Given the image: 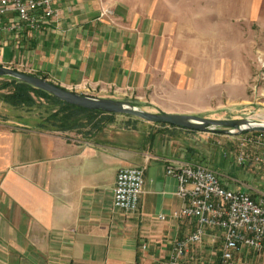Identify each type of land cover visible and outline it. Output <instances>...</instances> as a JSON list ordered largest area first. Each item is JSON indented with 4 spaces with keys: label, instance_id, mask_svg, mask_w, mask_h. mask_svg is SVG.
Returning <instances> with one entry per match:
<instances>
[{
    "label": "crops",
    "instance_id": "obj_1",
    "mask_svg": "<svg viewBox=\"0 0 264 264\" xmlns=\"http://www.w3.org/2000/svg\"><path fill=\"white\" fill-rule=\"evenodd\" d=\"M49 1L53 15L40 28L2 30L0 65L120 100L141 99L172 74L186 79L184 64L172 63L183 54L173 47L169 0ZM7 116L0 114V264H169L174 240L196 220L173 215L184 200L166 169L203 163L198 131L112 113L95 115L88 132L49 128L29 112ZM229 162L217 157L214 168ZM127 167L143 169L134 213L113 204L116 173ZM225 179L227 188L263 194ZM218 237L206 228L178 264H218L219 255L210 257ZM233 264H264V239L259 249L235 251Z\"/></svg>",
    "mask_w": 264,
    "mask_h": 264
},
{
    "label": "rangeland",
    "instance_id": "obj_2",
    "mask_svg": "<svg viewBox=\"0 0 264 264\" xmlns=\"http://www.w3.org/2000/svg\"><path fill=\"white\" fill-rule=\"evenodd\" d=\"M169 2L177 25L171 35L173 47L183 54L182 57H173L172 63L180 61L184 64L186 79L179 81L177 75L172 74L169 81L165 84L159 82L143 98L129 101L149 111L171 110L207 118L264 121V0ZM8 81L6 77H0L3 99L14 92L12 84H5ZM44 92H31L32 103L15 104L9 99L7 104L0 102V114H7L9 120L16 121L20 113L29 112L40 115L45 126L56 129L54 123L57 120L49 121L48 117L59 110L61 104ZM60 114L56 117L58 120ZM119 115L123 119L128 117ZM79 120L83 124L76 129L81 132L94 128L89 117ZM71 129L69 126L65 128ZM198 132L196 141L203 152L200 157L203 163L200 164L217 171L214 168L217 157L230 159L226 167L217 171L220 179L237 181L241 186H251L264 194V165L250 160L239 165L235 160L239 150L249 155L254 151L264 154L255 135L257 131L233 135ZM215 243L213 253H210L212 258L219 255L221 238L218 237Z\"/></svg>",
    "mask_w": 264,
    "mask_h": 264
},
{
    "label": "built area",
    "instance_id": "obj_3",
    "mask_svg": "<svg viewBox=\"0 0 264 264\" xmlns=\"http://www.w3.org/2000/svg\"><path fill=\"white\" fill-rule=\"evenodd\" d=\"M8 11L15 13L11 23L4 24ZM53 15L49 0H0V34L3 29L21 33L24 29H38ZM264 150V132H255ZM251 155L238 151L237 164L247 160L264 165V154ZM249 158V159H248ZM166 173L177 178L176 194L184 200L173 215L195 218L196 226L182 239H175L169 264H178L191 244L199 243L206 228L218 229L222 241L218 264H233V254L241 247L259 249L264 239V194L253 198L248 192L227 188L212 168L190 161L169 163ZM143 188L141 167L120 168L116 173L113 204L128 213L136 212Z\"/></svg>",
    "mask_w": 264,
    "mask_h": 264
},
{
    "label": "water",
    "instance_id": "obj_4",
    "mask_svg": "<svg viewBox=\"0 0 264 264\" xmlns=\"http://www.w3.org/2000/svg\"><path fill=\"white\" fill-rule=\"evenodd\" d=\"M0 77H10L46 91L54 97L79 107L105 113L125 114L150 123H161L176 127L218 134H240L264 132V121L247 118H207L188 113L149 111L134 105L132 101L84 94L56 85L45 78L0 65Z\"/></svg>",
    "mask_w": 264,
    "mask_h": 264
},
{
    "label": "trees",
    "instance_id": "obj_5",
    "mask_svg": "<svg viewBox=\"0 0 264 264\" xmlns=\"http://www.w3.org/2000/svg\"><path fill=\"white\" fill-rule=\"evenodd\" d=\"M6 78L9 81L6 82L5 84L7 83L12 84L14 88V92L11 95H8L6 98L15 104H19L23 101L27 103H32L31 102L32 101L31 92L40 91L41 93H45L44 91L37 89L35 87H32L31 85L27 83L18 81L10 77H6ZM51 96L52 98L57 100L61 105H60L59 110L55 111L53 114H49L48 120L49 121H51V119H53V121L57 120L54 123V125L56 128L61 127V128H58L60 130H65V128L68 126L71 128H75L77 126L82 125L83 123L79 119L84 118V117H89L90 122H92L93 124H97V122L94 121L95 120L94 116L97 114H106L99 110H90V109L79 107L73 104H69V103H66L54 97L53 95ZM59 111H61V114ZM59 114L61 116H59V120H58L56 117H58ZM162 125H166V124H162Z\"/></svg>",
    "mask_w": 264,
    "mask_h": 264
}]
</instances>
